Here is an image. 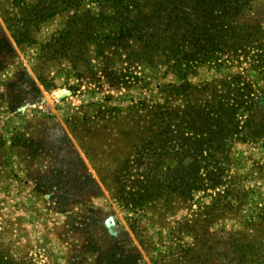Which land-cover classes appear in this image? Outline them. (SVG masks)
<instances>
[{
  "label": "rangeland",
  "instance_id": "374dc122",
  "mask_svg": "<svg viewBox=\"0 0 264 264\" xmlns=\"http://www.w3.org/2000/svg\"><path fill=\"white\" fill-rule=\"evenodd\" d=\"M40 2L0 0V264H264V141L232 149L240 206L219 202L223 188L126 206L120 172L154 128L141 102H164L156 86L177 77L134 64L111 86L94 52L56 53L73 12L35 24ZM247 16L264 23V0ZM245 67L204 64L189 81L243 71L261 85Z\"/></svg>",
  "mask_w": 264,
  "mask_h": 264
},
{
  "label": "trees",
  "instance_id": "16d2710c",
  "mask_svg": "<svg viewBox=\"0 0 264 264\" xmlns=\"http://www.w3.org/2000/svg\"><path fill=\"white\" fill-rule=\"evenodd\" d=\"M86 2L93 7L80 12ZM252 2L41 0V7L31 13L29 21L36 24L73 12L53 43L56 53L78 64L94 52L111 86L121 87L135 77L129 72L134 64L163 66L177 77V82L156 86L164 102H141L154 128L135 150L132 165L120 172L126 206L189 201L197 192L219 188L224 189L218 200L225 208L244 202L230 174L232 149L237 143L264 141V23L247 18ZM204 64L218 70L245 65L261 85L243 71L189 81L194 69ZM84 77L100 80L95 72L92 78ZM257 215L264 220V208Z\"/></svg>",
  "mask_w": 264,
  "mask_h": 264
},
{
  "label": "water",
  "instance_id": "95a60500",
  "mask_svg": "<svg viewBox=\"0 0 264 264\" xmlns=\"http://www.w3.org/2000/svg\"><path fill=\"white\" fill-rule=\"evenodd\" d=\"M111 220H112V218H109V220L106 223V225H107L108 228H111L112 227V224L110 222Z\"/></svg>",
  "mask_w": 264,
  "mask_h": 264
}]
</instances>
